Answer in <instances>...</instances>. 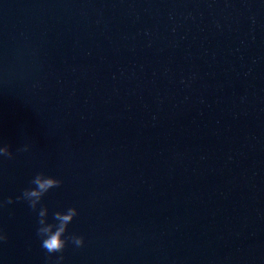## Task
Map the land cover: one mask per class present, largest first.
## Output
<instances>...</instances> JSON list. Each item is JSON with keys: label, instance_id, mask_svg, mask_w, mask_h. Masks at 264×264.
I'll list each match as a JSON object with an SVG mask.
<instances>
[{"label": "water", "instance_id": "water-1", "mask_svg": "<svg viewBox=\"0 0 264 264\" xmlns=\"http://www.w3.org/2000/svg\"><path fill=\"white\" fill-rule=\"evenodd\" d=\"M0 264H264V0H0ZM29 146V151L17 150Z\"/></svg>", "mask_w": 264, "mask_h": 264}, {"label": "clouds", "instance_id": "clouds-1", "mask_svg": "<svg viewBox=\"0 0 264 264\" xmlns=\"http://www.w3.org/2000/svg\"><path fill=\"white\" fill-rule=\"evenodd\" d=\"M18 152L29 151V146L17 150ZM0 157L7 159H13V153L10 151V146H0ZM29 188L23 190L22 194L16 197V201H13L11 197L7 200L0 201V208H5L7 205H11L14 202L25 201L27 202L31 211L37 214L36 235L41 241V247L46 251L48 257L51 258L53 254L63 253L68 244L74 245L76 248H82L84 246V237L77 236L75 234L68 235V226L79 215L78 211L74 207H69L63 211H56L52 214L54 223L48 222L49 210L46 206H43L42 201L44 196L54 188H59L62 185V181L47 176L44 173H37L30 181ZM8 240L7 234L3 229H0V243H6ZM64 260L63 255L56 257L52 264H62Z\"/></svg>", "mask_w": 264, "mask_h": 264}]
</instances>
